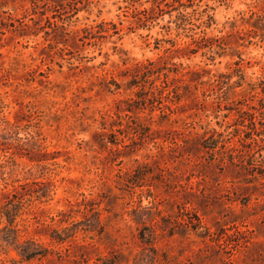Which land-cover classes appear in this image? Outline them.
<instances>
[{"label":"rangeland","instance_id":"1","mask_svg":"<svg viewBox=\"0 0 264 264\" xmlns=\"http://www.w3.org/2000/svg\"><path fill=\"white\" fill-rule=\"evenodd\" d=\"M0 264H264V0H0Z\"/></svg>","mask_w":264,"mask_h":264},{"label":"trees","instance_id":"2","mask_svg":"<svg viewBox=\"0 0 264 264\" xmlns=\"http://www.w3.org/2000/svg\"><path fill=\"white\" fill-rule=\"evenodd\" d=\"M9 19H11V18H9ZM5 24H10L11 26H15L16 27V25L14 23H12V22L7 23V21H5ZM55 24H56V26H59V25H57V23H55ZM19 25H20V28L23 29V30H25L26 28L29 27V25L27 23H24L23 21H20V24ZM61 27L65 29L64 33L69 34V32L66 31L67 28H65L64 25H61ZM150 64H153V62H150ZM8 222H9L10 225H12V222L13 221H12V218L11 217L9 218ZM9 229L10 230H13V231H16L17 230L15 228V226L10 227ZM15 241H16V239L14 238V241L13 242H15ZM39 253H41V251L37 248V249H34L33 251L27 252L26 253V257L30 258V257H33V256L39 254Z\"/></svg>","mask_w":264,"mask_h":264}]
</instances>
